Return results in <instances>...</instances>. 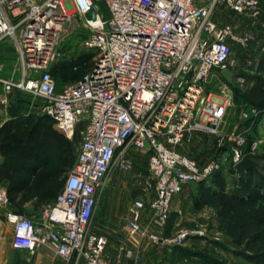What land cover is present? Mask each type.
I'll list each match as a JSON object with an SVG mask.
<instances>
[{
    "label": "built area",
    "instance_id": "obj_1",
    "mask_svg": "<svg viewBox=\"0 0 264 264\" xmlns=\"http://www.w3.org/2000/svg\"><path fill=\"white\" fill-rule=\"evenodd\" d=\"M218 5L253 18L260 13V0H0V42L16 41L21 62L19 79L0 77V103L7 105L17 89L40 98V112L69 138L85 122L74 165L40 221L6 214L13 249L46 245L66 264H112L104 252L107 238L93 221L109 173L131 169V148L148 153L149 177L135 183L140 193L125 215L131 245L119 244L118 251L134 258L143 240L182 246L206 236L181 227V219L171 236L163 235L173 197L225 161L234 166L264 146V109L242 107L238 117L246 123L224 128L231 86L244 79L231 76L229 83L221 72L235 65L233 44L247 47L252 36L216 24ZM71 8L91 28L87 45L96 57L79 80L58 90L52 67L64 56L60 43ZM215 75L220 81L211 86ZM254 128L263 133L249 137ZM197 133L213 136L215 156L203 163L182 150Z\"/></svg>",
    "mask_w": 264,
    "mask_h": 264
},
{
    "label": "rangeland",
    "instance_id": "obj_2",
    "mask_svg": "<svg viewBox=\"0 0 264 264\" xmlns=\"http://www.w3.org/2000/svg\"><path fill=\"white\" fill-rule=\"evenodd\" d=\"M101 6L103 7L105 16H107V9L105 8L104 4L101 3ZM216 9L218 23L223 24L225 21H230L229 18H227V20L224 19L225 17L222 16V12L218 7H216ZM9 14L11 15V13ZM70 15V22L66 30L63 31L60 43V51L64 56L63 58L55 61L52 67V70L54 69L53 75L57 82L58 90H61L66 84L79 80L80 77L77 76L81 72L80 66L78 65L66 67L64 69H60V71H57L56 68L59 67V65L73 62L83 54H92L93 61L96 57V52L93 49H90L87 45L91 34V28L85 24V17L76 12L74 8L70 9ZM0 44H3V47H0V77L14 80L19 79L21 76V62L16 49V41L10 37H7L5 40L1 41ZM232 55L235 58L239 57V51H236L234 48ZM215 72L217 71L215 70ZM255 72H260L259 68H257ZM231 87L233 104L228 107L226 111L223 123L224 128H227L229 121H233V117L238 115L242 107L245 108L250 106L245 101L236 102L234 98L233 86ZM234 87L244 92L250 88L247 83ZM0 93H3V85L1 82ZM40 103V98L34 97L33 95H30L24 91L16 94L12 93L9 96L8 119H11V117H19V119L28 120L31 118L41 119L42 123L45 124V127L40 131V133H43V131L45 132L50 128L55 129L69 142L68 146L71 149L72 156L69 157L70 152H65V154L68 158H70L67 161H71L72 165L63 168L56 165L54 173L49 171L51 169L41 171L34 180V183H32L30 192H28L30 195H34L36 191H41L42 189L40 187L48 189L56 188V190L60 189L67 176V173L74 165L78 145L80 143L77 141L75 133L71 138H69L64 133L60 132L56 128L55 123L40 112ZM261 133V130L254 128L252 129V132H250L249 137H258ZM212 141L213 136L197 133V135H195L192 140L184 145L182 150L197 160L199 163H203L204 161H207L208 159H211L215 156V152L210 148ZM259 150H261L260 152H263L264 146L260 147ZM47 155L48 153L45 157H48V159L51 160L56 156V153L49 154L50 156ZM128 157L132 160V167L129 171H123L116 167L109 173L107 184L102 191L101 198L98 203V209L94 216L93 222L96 232L98 231V226H100V223H102L101 215L103 207L106 206L109 201H111L110 198H112V194L118 192L122 194L120 198H116L114 196L115 202L121 206L120 209L122 211L136 197H138L137 192H140L139 189L141 188V184L149 177L147 152L131 148L128 150ZM4 159L5 157L2 156L0 164L4 161ZM218 171H220V175L218 177L211 176L208 179L201 181L202 183H191L185 185L182 191L175 195L171 205L170 216L166 225L167 236H171L175 232L177 229V223L181 219L179 224L181 227L188 230L202 229L206 234L205 237L212 239L214 243L221 244L222 246L226 245L230 247H236V244L234 243L235 236L231 235V233H228V225L230 222L233 221L231 223H234L238 217H264V194L260 193L259 196H256V194H254V190H252L251 187L249 188L244 185L240 174L234 169V166L227 163L226 161L224 164H222V168ZM48 174H51L49 179L50 181L47 180L49 185H47V181L44 183V178ZM48 178L49 175L47 176V179ZM138 180L141 181L140 185L135 184ZM117 183L124 184V188L118 190V186H116ZM50 185H52V188ZM178 203L180 208L176 207ZM4 210V207L0 206V211L2 214L4 213ZM121 211L120 214L123 212ZM125 215L126 212L124 211L122 216L119 215V217H116L121 226H125ZM236 228L237 227L235 226V229L232 230H236ZM196 237L205 239V237L200 236H194L192 238ZM107 239L108 242L104 252L109 260L114 259L116 261L112 262L110 260L112 264H122V259L124 262L128 259H130V261L135 260V258H125L121 252L120 254L118 253L119 255H116L113 258L112 252L113 250L116 251L118 239ZM11 240L12 226L5 220L3 215L0 219V264H3L4 256L10 258L9 260H11V264H13L15 255L14 253L10 254L8 252V250L11 248ZM189 242L190 241H188V243ZM142 243L145 247L144 251L152 248V251L156 252V254H153L151 258L142 256V259H137V262L140 264H159V262L156 261V257L166 249L165 247H174L169 244L158 245L157 243H151L147 240H143Z\"/></svg>",
    "mask_w": 264,
    "mask_h": 264
},
{
    "label": "trees",
    "instance_id": "obj_3",
    "mask_svg": "<svg viewBox=\"0 0 264 264\" xmlns=\"http://www.w3.org/2000/svg\"><path fill=\"white\" fill-rule=\"evenodd\" d=\"M100 7L103 9L101 4ZM93 63L92 54H83L73 62L59 65L56 70L60 71V69L78 65L81 72L77 77L81 78L92 67ZM258 68L260 72L254 76V82L246 92L240 91L234 86L233 92L236 102L245 101L250 106L262 110L264 109V54ZM21 91L17 89L13 93L16 94ZM45 116L54 122L51 117ZM44 127L45 124L42 123L41 119L31 118L28 120L19 119V117H11L0 127V152L5 157L0 164V182L8 181L7 197L11 204L17 203L20 194H23V198L38 196L43 200L55 199L62 186L59 190L52 188V185H50L52 189L40 187L42 190L36 191L34 195H30L28 192H30L32 183L41 171L51 169L49 171L54 173L56 165L61 168L72 165L71 161H67L70 158L65 154V152H70L69 157L72 156L68 146L69 142L53 128L40 133ZM47 153V156L54 153L56 156L49 160L48 157H45ZM219 173L220 171H216L212 176L218 177ZM238 173L244 185L251 187L256 196H259L260 193L264 194V179L260 178L253 170ZM48 175L49 178L47 179ZM48 175L45 176L44 183L47 180L50 181L51 174ZM231 222L228 225L230 227V229L228 227V233L235 236L236 247L233 248V252L252 264H264V217H238L234 223ZM235 226L237 227L236 230H232L235 229ZM164 233L167 234L166 226ZM176 247H180L184 252L187 251L185 247ZM197 254L206 263L218 262L205 252H198Z\"/></svg>",
    "mask_w": 264,
    "mask_h": 264
},
{
    "label": "crops",
    "instance_id": "obj_4",
    "mask_svg": "<svg viewBox=\"0 0 264 264\" xmlns=\"http://www.w3.org/2000/svg\"><path fill=\"white\" fill-rule=\"evenodd\" d=\"M222 12V16L227 20L229 18L230 21H225L224 23L231 24L237 33H248L252 36L249 40L247 47H241L238 44H233V49L239 51V57H233L235 65L231 68L232 78L235 79L236 76H241L244 79V83H247L250 87L254 82V76L257 74L255 70L258 68L259 63L262 59V55L264 54V0H260V13L256 17H250L248 14H239L233 11L226 9L225 7L218 5L217 6ZM216 8L213 11L212 19L218 25V19L216 14ZM223 23V24H224ZM0 47H3V44H0ZM16 49L18 51L19 57V48L16 43ZM220 81V77L215 75L210 80L211 86H216ZM242 84H236L242 85ZM3 94V93H0ZM9 104V103H8ZM8 104L3 105L0 103V127L7 122L9 116ZM225 118V117H224ZM245 121L239 119L238 115L233 117V121H229L227 126L228 129L234 127L235 125L245 124ZM85 127V122L80 121L75 128V137L78 142L82 139V132ZM252 132V130H250ZM263 133V132H262ZM261 133V134H262ZM191 157V156H190ZM2 155L0 154V161ZM118 190L124 188V184L117 183ZM7 188L8 181L4 180L0 182V192L4 195L3 201L0 202V206L4 207V213L2 214L0 211V219L4 215L6 220V214L8 212H17L26 217H30L35 221H40L43 211L54 202V199L43 200L38 196L25 197L23 198V194L19 195L17 199V203L11 204L7 197ZM140 190V189H139ZM140 192L138 191L137 194ZM177 195V194H176ZM120 198L122 194L120 192L113 193L111 201L103 207L102 210V223L98 226V234H103L106 238L118 239V245L124 244L126 246H130L131 242L127 236L126 228L124 225H120L118 219L119 215H123L126 209L121 211V206L117 202H115V198ZM175 197V196H174ZM173 197V199H174ZM172 199V201H173ZM172 205V202H171ZM176 207H179V203ZM180 208V207H179ZM178 208V209H179ZM120 211L122 214H120ZM104 217V218H103ZM7 221V220H6ZM106 225V226H105ZM120 226V227H119ZM95 230V229H94ZM96 231V230H95ZM165 232V228L163 233ZM167 236L166 233L163 234ZM124 239V240H123ZM188 241H190L188 243ZM108 242V239H107ZM162 245V243L158 244ZM118 247V246H117ZM165 247V246H164ZM187 248V251L184 252L180 247H165L166 249L160 253L159 256L156 257V261L159 264H210L204 262L199 256L198 252H205L208 255L212 256L218 262L214 264H252L248 260H245L241 256L235 254L233 252L234 247L230 246H222L221 244L214 243V241L208 237L203 238H190L181 246ZM144 245L141 243L140 248L138 249L136 256L134 257V261H130L128 259L124 262L122 259V264H140L137 262V259H142V256H146L147 258H151L153 254L156 252L152 251V248L144 251ZM8 252L14 253L15 259L13 260V264H66L64 258L58 256L53 249L46 245H42L37 247L33 252L28 250H16L12 247L8 250ZM120 252L116 248V251L113 250L112 256L113 258L116 255H119ZM121 256V255H120ZM145 257V258H146ZM12 258V257H11ZM10 258L4 256L3 264H11ZM112 262H116L114 259H110ZM213 264V263H212Z\"/></svg>",
    "mask_w": 264,
    "mask_h": 264
},
{
    "label": "water",
    "instance_id": "obj_5",
    "mask_svg": "<svg viewBox=\"0 0 264 264\" xmlns=\"http://www.w3.org/2000/svg\"><path fill=\"white\" fill-rule=\"evenodd\" d=\"M91 15L95 17V9H92ZM232 72L225 69L221 72L222 77L229 83L232 82ZM145 145H147L145 143ZM234 169L237 172H246L253 170L260 178L264 179V151L259 153H246L236 162Z\"/></svg>",
    "mask_w": 264,
    "mask_h": 264
}]
</instances>
